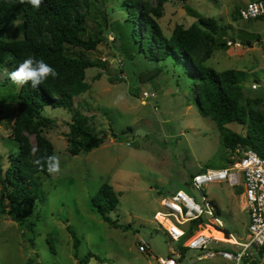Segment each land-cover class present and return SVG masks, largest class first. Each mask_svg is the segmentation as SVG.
<instances>
[{
    "label": "rangeland",
    "instance_id": "rangeland-1",
    "mask_svg": "<svg viewBox=\"0 0 264 264\" xmlns=\"http://www.w3.org/2000/svg\"><path fill=\"white\" fill-rule=\"evenodd\" d=\"M142 2L165 37L178 25L183 28L196 25L207 33L197 17L200 15L208 24L222 27L215 33L216 39L239 42L227 43L222 48L202 35L192 56L220 76L229 70L241 71L239 89L232 92V97L246 109L264 115V23L260 19L242 20L237 15L240 0ZM123 4V0H91L87 8L82 0L77 1L76 9L86 12L82 37L100 36L103 40L93 50L70 47L68 52L73 56L83 52L89 59L104 60L107 67L84 70L88 88L73 96L74 105L88 116L91 129L105 139L89 152L70 155L64 135L69 130L71 113L63 107L44 106L41 116L50 118L51 122L41 127L42 133L52 142L54 154L61 157L62 172L56 178L47 173L39 175L44 200L34 201L30 214L36 223L33 230H28L24 222L0 214V264H25L29 259L41 264H157L156 257L165 256L179 246V242L171 241L158 227L154 218L162 208L160 199L167 191L178 188L202 206V195L215 206L213 217L220 223L204 216L207 222L227 230L238 242L246 238L248 211L244 209L241 186L230 187L224 182L208 183L200 190L191 186L194 174L229 164L232 154L223 144V135L244 134L245 126L237 122L219 126L211 116L200 113L195 77L184 63L175 62L172 57L152 61L136 49H125L118 39L113 40L117 23H122L126 15ZM156 13L159 14L155 16ZM10 33L16 34L14 27ZM256 35L260 37L258 40L254 38ZM248 38L250 45L245 43ZM154 67L160 70L155 71ZM11 71L12 67L0 66L3 169L8 165L9 154L18 150L11 125L20 86L8 79L7 73ZM97 73L101 74L98 79ZM110 76L115 82L109 80ZM144 91L153 94L142 97ZM121 95L123 100L115 103ZM25 134L34 145V134ZM103 182L119 193L117 207L109 212L118 227L103 221L92 208L91 197ZM66 226L80 240L76 256ZM196 230L212 236L223 234L206 224L197 226ZM140 240L148 243L147 253L138 251ZM207 246L203 250L182 249L184 255L178 264H225L217 255L200 259L197 256L210 250L239 248L214 240ZM256 257L259 258L258 254Z\"/></svg>",
    "mask_w": 264,
    "mask_h": 264
},
{
    "label": "trees",
    "instance_id": "trees-1",
    "mask_svg": "<svg viewBox=\"0 0 264 264\" xmlns=\"http://www.w3.org/2000/svg\"><path fill=\"white\" fill-rule=\"evenodd\" d=\"M77 1L42 0L41 6L34 9L30 5L21 4L20 0H0V66L7 65L14 70L24 59L34 57L37 60L43 59L58 73L56 78L49 76L37 89H32L28 84L19 87L15 95V115L11 125L18 150L9 154L5 169L0 165V214L5 213L13 221L24 222L28 230H33L36 224L30 219L34 201L44 200L39 175L47 173L40 171L33 161L54 154L52 142L41 129L51 122L50 118L41 116L44 106L63 107L71 113L69 130L64 135L70 155L89 152L100 146L105 139L104 135L91 129L88 116L74 105L73 96L88 88L84 70L88 67H107L104 60L89 59L83 52L75 56L68 52L70 47L93 50L103 40L100 36L82 37L86 29V12L76 9ZM82 1L87 8L90 6L91 0ZM123 3L126 15L122 23H117L113 40L118 39L125 49H136L152 61L172 57L175 62L184 63L195 77L194 86L198 88L196 102L200 113L211 116L219 126L231 122L245 126L244 134L230 132L223 135V144L232 154L228 165L234 162L233 153L237 145L249 147L264 157V115L246 109L232 97V92L239 89L241 71L229 70L220 76L214 69L200 65L192 56L202 35L222 48L227 47L229 40L239 42L229 38L216 39L215 33L222 30V27L216 23L208 24L200 15L195 16L208 30L207 33L204 34L203 29L196 25L189 28L178 25L169 37H165L154 17L144 10L142 0H123ZM187 10L191 11L190 8ZM12 27L16 34L9 35ZM254 38L258 40L260 37L256 35ZM250 40L246 39L245 43L250 45ZM154 70L160 69L154 67ZM100 76L97 73L95 78ZM109 80L115 82L112 76ZM26 132L34 134V145ZM111 135L114 136V133ZM33 149H36L35 153ZM118 195L109 183L103 182L91 197L94 212L113 227L119 225L110 217L109 212L117 207ZM5 200L8 201L7 206ZM201 220L192 221V225ZM66 227L72 237L76 256L80 240L71 227ZM29 241L33 243V238ZM263 249L264 246L257 252L259 258ZM259 258L252 257L249 264H257ZM25 264L41 263L29 259Z\"/></svg>",
    "mask_w": 264,
    "mask_h": 264
},
{
    "label": "built area",
    "instance_id": "built-area-1",
    "mask_svg": "<svg viewBox=\"0 0 264 264\" xmlns=\"http://www.w3.org/2000/svg\"><path fill=\"white\" fill-rule=\"evenodd\" d=\"M238 16L242 20L260 19L264 23V0H244L238 8ZM228 44L239 43L229 40ZM142 94L148 97L153 92L144 91ZM233 157L234 162L230 165L206 169L194 174L191 178V186L200 190L208 183L224 182L230 187H242L245 208L248 211L245 240L243 242L235 240V243L228 242L236 248L239 246L237 250H210L204 252V256L209 258L220 255L232 264H249L255 253L264 246V157L258 155L253 149L240 145L235 147ZM206 199L202 195L204 201V206H202L181 188L167 191L160 199L162 208L154 214L155 222L171 241L179 242V246L177 250L169 251L165 256L156 257L157 264H178L179 259L184 255L181 252L183 248L203 250L208 248L210 240L220 241L199 234L196 230L197 226L202 224L214 227L207 222L208 219L203 218L204 216L213 217L216 209ZM200 218L202 220L199 223L192 225V221ZM186 223H189V226H185ZM138 251L147 253L148 243L140 240Z\"/></svg>",
    "mask_w": 264,
    "mask_h": 264
},
{
    "label": "clouds",
    "instance_id": "clouds-1",
    "mask_svg": "<svg viewBox=\"0 0 264 264\" xmlns=\"http://www.w3.org/2000/svg\"><path fill=\"white\" fill-rule=\"evenodd\" d=\"M21 4L30 5L32 8H39L42 0H20ZM8 79L17 86L25 84L30 85L32 89H37L49 76L56 78L57 71L47 64L43 59H35L28 57L24 59L19 65L11 72L7 73ZM123 100V96H117L115 103ZM36 149H33V153ZM40 171H46L49 176L56 178L61 174V157L58 154L47 155L43 158H37L33 161Z\"/></svg>",
    "mask_w": 264,
    "mask_h": 264
},
{
    "label": "bare ground",
    "instance_id": "bare-ground-1",
    "mask_svg": "<svg viewBox=\"0 0 264 264\" xmlns=\"http://www.w3.org/2000/svg\"><path fill=\"white\" fill-rule=\"evenodd\" d=\"M198 233L202 234V235H206V236L211 237L213 239L220 240V241H227V242H230V243H235V239L232 236H229V238H225L222 233H218V234H216L214 236L208 235L207 233H204V232H198Z\"/></svg>",
    "mask_w": 264,
    "mask_h": 264
},
{
    "label": "water",
    "instance_id": "water-1",
    "mask_svg": "<svg viewBox=\"0 0 264 264\" xmlns=\"http://www.w3.org/2000/svg\"><path fill=\"white\" fill-rule=\"evenodd\" d=\"M141 96L143 97V94H141ZM140 131V129H138V131L136 133H138ZM214 227L220 231L223 232V235L225 238H229L230 234L227 230L221 228L219 225H214ZM264 263V249H263V252H262V255H261V258L259 260V262L257 264H263Z\"/></svg>",
    "mask_w": 264,
    "mask_h": 264
},
{
    "label": "crops",
    "instance_id": "crops-1",
    "mask_svg": "<svg viewBox=\"0 0 264 264\" xmlns=\"http://www.w3.org/2000/svg\"><path fill=\"white\" fill-rule=\"evenodd\" d=\"M243 1L244 0H240V5L243 3ZM242 188V187H241ZM241 195H242V192H241ZM242 197H243V195H242ZM244 200V199H243ZM244 209L246 210V208H245V202H244ZM217 222L216 223H220V222H218V220H216ZM248 223V222H247ZM246 229H247V227H246ZM223 242V241H222ZM225 243H228V242H225ZM229 244V243H228ZM256 254L257 253H255V255L253 256L254 258L256 257ZM217 256H220V255H217ZM221 257V256H220ZM197 258L198 259H200V258H205V256H204V253L203 254H200V255H198L197 256ZM223 260H225V264H232L229 260H227V259H224L223 257H221ZM264 264V263H263Z\"/></svg>",
    "mask_w": 264,
    "mask_h": 264
}]
</instances>
